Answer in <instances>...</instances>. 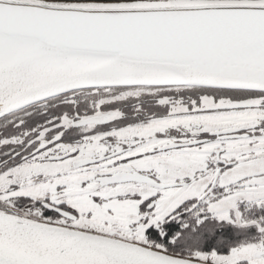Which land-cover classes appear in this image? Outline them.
<instances>
[{
    "label": "snow or ice",
    "instance_id": "obj_1",
    "mask_svg": "<svg viewBox=\"0 0 264 264\" xmlns=\"http://www.w3.org/2000/svg\"><path fill=\"white\" fill-rule=\"evenodd\" d=\"M0 264H264V0H0Z\"/></svg>",
    "mask_w": 264,
    "mask_h": 264
}]
</instances>
